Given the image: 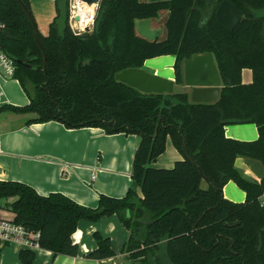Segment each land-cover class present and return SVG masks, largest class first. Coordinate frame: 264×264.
Instances as JSON below:
<instances>
[{
    "label": "trees",
    "instance_id": "trees-1",
    "mask_svg": "<svg viewBox=\"0 0 264 264\" xmlns=\"http://www.w3.org/2000/svg\"><path fill=\"white\" fill-rule=\"evenodd\" d=\"M22 1L31 10L30 0ZM222 1L100 0L92 32L77 35L70 0H54L56 16L47 35L39 32L41 47L20 2L0 0V48L15 62L13 78L30 100L0 112L31 115L28 124L56 121L68 129L140 137L131 178L142 198L131 188L120 199L101 195L89 208L60 193L42 196L26 184L0 181V202L15 199L5 208L34 245L76 257L72 236L79 222L117 216L130 232L122 253L143 264H264V177L250 181L235 166L239 158L264 166V0H227L242 17L232 31L216 19ZM164 10L166 39L140 37L135 21ZM202 54L213 55L222 80L216 103H193L190 93L177 90L143 94L116 80L147 60L175 56V81L182 86L185 61ZM244 70L252 71V83H243ZM238 124L256 125L258 139L227 138L225 127ZM168 139L183 159L171 169L150 167ZM231 181L246 193L244 203L224 198ZM94 239L97 249L88 259L115 257L109 238L95 233ZM20 260L33 264L35 253L23 251Z\"/></svg>",
    "mask_w": 264,
    "mask_h": 264
},
{
    "label": "crops",
    "instance_id": "crops-1",
    "mask_svg": "<svg viewBox=\"0 0 264 264\" xmlns=\"http://www.w3.org/2000/svg\"><path fill=\"white\" fill-rule=\"evenodd\" d=\"M157 19H151L152 27L162 29L159 39L162 41L166 39L167 31ZM175 60V56L171 60L170 57H157L147 60L143 69L175 81ZM242 80L244 84L252 83V71L244 70ZM178 87L184 92H191L185 85L176 84V90ZM29 104V97L18 80L0 76V108L26 107ZM31 118V115L0 112V181L26 184L42 196L60 193L89 208L98 206L101 195L120 199L131 188L140 198L143 197L141 189L134 185L131 178L138 137L123 133L107 135L100 128L68 129L56 121L28 124ZM225 134L227 138L244 142H253L259 137L254 124L228 125ZM182 158L168 139L165 153L150 167L171 169ZM240 170L250 181L260 182L250 171ZM223 195L234 203L246 200V193L233 181L224 187ZM2 202L0 218L15 220L16 215L5 208L7 203L3 206ZM95 233L111 240L115 257L101 261L87 258L97 249ZM129 237V230L117 216L103 217L95 223L81 221L72 236L74 244L79 246L76 257L54 256L40 248L31 249L0 239V264H23L20 260L23 251L35 253L33 264H143L140 259L122 253Z\"/></svg>",
    "mask_w": 264,
    "mask_h": 264
},
{
    "label": "water",
    "instance_id": "water-1",
    "mask_svg": "<svg viewBox=\"0 0 264 264\" xmlns=\"http://www.w3.org/2000/svg\"><path fill=\"white\" fill-rule=\"evenodd\" d=\"M29 16L36 37L42 47L39 39V29L35 18L22 0H18ZM89 5H99L100 0H81ZM168 0H148L149 3H160ZM264 15V12L261 13ZM216 19L225 28L232 31L241 22L236 7L227 0L222 1L216 11ZM76 22L80 21L78 15L74 16ZM138 35L150 42L158 40L162 35V29L152 27L151 19L135 21ZM93 28L91 23L85 25L82 34H90ZM184 85L191 89L190 99L193 103H216L219 101L222 80L211 54L196 55L192 59L185 61L183 66ZM116 80L135 88L143 94H174L176 92V81L169 80L158 75L152 74L140 69H129L116 75ZM236 168L250 171L257 179L264 177V166L261 162L248 158H239L235 164Z\"/></svg>",
    "mask_w": 264,
    "mask_h": 264
},
{
    "label": "built area",
    "instance_id": "built-area-1",
    "mask_svg": "<svg viewBox=\"0 0 264 264\" xmlns=\"http://www.w3.org/2000/svg\"><path fill=\"white\" fill-rule=\"evenodd\" d=\"M74 3H76L75 0ZM74 7L75 5H72L73 9ZM74 16L75 14L72 15L73 20ZM92 22L94 24V20ZM77 23L78 22L74 20V25ZM4 28L5 25L0 23V30ZM83 28L84 27H79V29L77 31L74 30V32L77 35H81L83 33ZM15 71V62L0 48V76L4 78H13L15 75ZM260 202L262 205H264V195L260 198ZM34 238L38 239V234H35ZM0 239L4 240L7 243H20L22 245L30 247L31 249L39 248L31 241L30 233L21 225L17 224L15 220L0 218Z\"/></svg>",
    "mask_w": 264,
    "mask_h": 264
},
{
    "label": "rangeland",
    "instance_id": "rangeland-1",
    "mask_svg": "<svg viewBox=\"0 0 264 264\" xmlns=\"http://www.w3.org/2000/svg\"><path fill=\"white\" fill-rule=\"evenodd\" d=\"M30 3H31V10H32L33 16L35 18V21L37 23L39 32L41 34H47L48 31H49L50 23L54 20V18L56 16V8H55L54 0H30ZM72 5H75L74 0H70V3H69V7H70V9H69V11H70V25L73 28V30L77 31L79 29V26L76 28L75 25H74V20L72 19V15L74 14V9L72 8ZM97 10H98V5L96 4V6H95V15H96ZM95 15L93 17V20L95 18ZM167 16H169L168 15V11L164 10V11H162L159 14V17L157 19L158 22H161L163 24L162 25L163 27L165 26L166 21L168 19ZM91 25H92V28H93V25H94L93 22L91 23ZM162 57H170V60L173 59V56H162ZM177 91H185V90H183L181 87H178ZM133 136L134 137H138V140L140 141V137L139 136H137V135H133ZM134 185H137V184L134 183ZM202 188L203 189H207L208 188L207 182H203ZM14 200L15 199H12V200L10 199V201L9 200L8 201H3L2 205L5 206L6 203L10 204Z\"/></svg>",
    "mask_w": 264,
    "mask_h": 264
},
{
    "label": "bare ground",
    "instance_id": "bare-ground-1",
    "mask_svg": "<svg viewBox=\"0 0 264 264\" xmlns=\"http://www.w3.org/2000/svg\"><path fill=\"white\" fill-rule=\"evenodd\" d=\"M74 14L80 17L75 27H84L93 21L96 4L89 5L81 0H75Z\"/></svg>",
    "mask_w": 264,
    "mask_h": 264
}]
</instances>
